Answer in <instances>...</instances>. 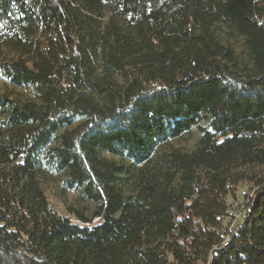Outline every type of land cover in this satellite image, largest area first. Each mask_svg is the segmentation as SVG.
Segmentation results:
<instances>
[{"label": "trees", "instance_id": "obj_1", "mask_svg": "<svg viewBox=\"0 0 264 264\" xmlns=\"http://www.w3.org/2000/svg\"><path fill=\"white\" fill-rule=\"evenodd\" d=\"M0 74L38 97L0 95V264H264V177L227 201L264 166V0H0Z\"/></svg>", "mask_w": 264, "mask_h": 264}, {"label": "rangeland", "instance_id": "obj_2", "mask_svg": "<svg viewBox=\"0 0 264 264\" xmlns=\"http://www.w3.org/2000/svg\"><path fill=\"white\" fill-rule=\"evenodd\" d=\"M220 36L224 42L229 41L234 46L241 60H246L247 53L244 47V39L241 36L229 38L225 29L221 30ZM0 95L17 98L22 101H38L37 94L31 85L12 83L1 74ZM199 136V129L193 127L188 134L172 139L171 143L175 147L189 151L196 147ZM240 171L248 174L249 177L235 183L227 197L229 212L233 214V217L230 219L231 227L237 223L242 224L244 222L243 218L248 210L250 199L257 187L255 181L260 177H264V166H246L242 167ZM40 182L54 213L65 215L73 222H76L75 216L72 213L73 209H79L86 215L92 216L96 206L95 202L88 200L79 189L66 188L63 184V175L61 173L47 171ZM93 220L94 222L99 221L98 218Z\"/></svg>", "mask_w": 264, "mask_h": 264}]
</instances>
